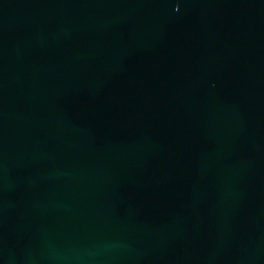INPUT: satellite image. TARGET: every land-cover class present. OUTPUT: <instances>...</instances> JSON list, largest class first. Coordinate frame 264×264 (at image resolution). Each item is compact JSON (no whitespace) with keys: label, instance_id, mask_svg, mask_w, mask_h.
Returning a JSON list of instances; mask_svg holds the SVG:
<instances>
[{"label":"water","instance_id":"water-1","mask_svg":"<svg viewBox=\"0 0 264 264\" xmlns=\"http://www.w3.org/2000/svg\"><path fill=\"white\" fill-rule=\"evenodd\" d=\"M0 264H264V0H0Z\"/></svg>","mask_w":264,"mask_h":264}]
</instances>
